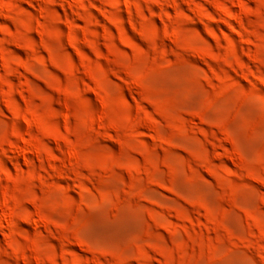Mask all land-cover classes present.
<instances>
[{"label": "rangeland", "instance_id": "rangeland-1", "mask_svg": "<svg viewBox=\"0 0 264 264\" xmlns=\"http://www.w3.org/2000/svg\"><path fill=\"white\" fill-rule=\"evenodd\" d=\"M0 264H264V0H0Z\"/></svg>", "mask_w": 264, "mask_h": 264}]
</instances>
